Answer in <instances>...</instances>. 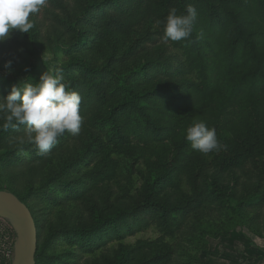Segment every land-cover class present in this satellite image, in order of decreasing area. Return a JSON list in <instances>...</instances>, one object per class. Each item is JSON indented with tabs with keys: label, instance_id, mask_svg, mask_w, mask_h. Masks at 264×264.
<instances>
[{
	"label": "trees",
	"instance_id": "16d2710c",
	"mask_svg": "<svg viewBox=\"0 0 264 264\" xmlns=\"http://www.w3.org/2000/svg\"><path fill=\"white\" fill-rule=\"evenodd\" d=\"M73 4L76 13H71ZM189 4L197 9L192 35L164 42V25L156 22L165 21L173 8L186 14ZM34 17L53 33L59 32L56 49L64 58L50 72L63 75L69 90L82 98L80 134L73 137L66 132L59 140L76 138L88 144L83 155H74L66 166L73 172L86 154L94 155L89 162L93 166L77 173L83 183L67 177L68 170L63 179L49 181L56 183L64 201L76 202L115 184L123 161L132 168L143 165L134 196L127 192L117 205L106 208L90 203L88 223L53 237L62 235L75 248L71 256L93 255L116 241L117 250L103 264H170L173 254L167 240L183 232L188 216L218 209L228 211L231 222L239 223L242 210L249 209L261 220L264 192L245 195L232 205L233 193L218 179L243 172L248 179L258 177L264 183V0H71L70 4L48 0ZM147 22L145 39L153 46L130 47L120 58L110 56L100 66L80 56L92 42H98V50L109 37H123ZM42 74H28L21 86L39 82ZM12 86L9 81L2 84L0 96L6 97ZM199 121L216 130L224 147L207 154L191 147L186 130ZM2 125L1 167L17 169L22 160L12 144L26 126L4 130ZM29 150L23 166L38 173L47 155L38 154L35 147ZM208 173L213 176L208 178ZM0 190L13 193L29 208L39 241L35 211L28 206L33 191L22 198ZM39 200L32 203L35 208ZM151 225L156 226V238L122 243ZM6 232L12 249L9 225ZM39 258L37 251L36 264ZM0 264L10 260L3 258Z\"/></svg>",
	"mask_w": 264,
	"mask_h": 264
},
{
	"label": "rangeland",
	"instance_id": "374dc122",
	"mask_svg": "<svg viewBox=\"0 0 264 264\" xmlns=\"http://www.w3.org/2000/svg\"><path fill=\"white\" fill-rule=\"evenodd\" d=\"M70 4L71 0H66ZM77 6H71L72 12L76 13ZM34 27L29 33H20L14 30L10 38L0 43V86L6 81L14 85L20 84L28 74L45 73L53 69L63 60L64 54L57 51V35L59 32H52L46 23L31 17ZM148 22L144 28L133 30L132 33L109 37L100 49H96L98 42H92L88 49L81 53L96 66L104 65L110 56L121 54L130 47L145 48L153 46L155 43L145 39ZM50 35V36H48ZM52 35V36H51ZM62 42V41H61ZM145 45V46H144ZM167 51H169L167 49ZM127 60H121V64ZM11 60V74H6L4 64ZM25 68L28 71H25ZM5 113H0V124L5 122ZM47 154L46 162L39 166L38 173L33 172L29 167H24L30 158V150L34 145L27 141L26 130L17 133L12 149L22 162L17 169H2L0 164V189H8L15 192L19 197H27L33 191V198L28 206L35 211L34 216L39 231L38 253L39 264H103L105 257H111L118 248V242L107 243L99 252L93 255L82 256L77 254L73 257L75 248L69 246L61 235L53 239L56 235L63 233L64 229H70L77 224L89 222V206L94 204L97 208H106L117 205L125 193L134 196L140 186L139 171L143 170V165L138 164L132 168V164L123 161L121 163V176L115 184L102 188L99 192L73 202L64 201L65 196L58 192L56 183L49 181L63 179L62 173L68 170L67 177L71 180H84L77 176L79 170L83 172L88 167L90 159L94 157L92 153L86 154L80 160V166L76 165L75 171L71 172L67 164L74 160V155H83L85 143H79L76 138H70L60 142ZM255 170V169H254ZM208 178L213 173H208ZM249 175L243 172L224 175L218 179V183L229 189L234 198L231 204L245 195L264 192V183L261 179L254 177L248 179ZM38 189V190H37ZM39 200L38 207H34L33 202ZM64 201L56 203L53 201ZM90 201L87 203V201ZM91 203V204H90ZM125 205L124 203H120ZM119 206V205H118ZM34 207V208H33ZM249 210V209H248ZM247 209L242 210V219L239 223L231 222L228 211L219 212L212 209L210 212L187 217V224L183 232L174 238L168 239L167 243L172 249V262L170 264H264V209H260L261 220H256L253 212ZM7 224L0 220V260H10L12 249L11 240L7 236ZM158 236L155 225L143 228L139 232L128 235L122 242L124 245L133 244L138 239H154ZM13 242V241H12ZM218 254H215L216 251Z\"/></svg>",
	"mask_w": 264,
	"mask_h": 264
},
{
	"label": "clouds",
	"instance_id": "9594fccd",
	"mask_svg": "<svg viewBox=\"0 0 264 264\" xmlns=\"http://www.w3.org/2000/svg\"><path fill=\"white\" fill-rule=\"evenodd\" d=\"M47 4L48 0H0V43L8 40L14 30L29 33L34 27L31 17ZM196 19L197 9L189 4L186 14H177L173 8L165 21L156 23L164 25V42H179L192 35ZM11 66V60L4 64L6 74H11ZM81 100L79 93L69 90L63 75L48 70L39 82L14 85L6 97L0 96V113L6 114L2 127L7 130L25 125L28 143L34 145L38 154H50L66 132L73 137L80 134L84 123ZM186 139L194 150L203 154L224 147L218 141L216 130L203 121L187 128Z\"/></svg>",
	"mask_w": 264,
	"mask_h": 264
},
{
	"label": "water",
	"instance_id": "95a60500",
	"mask_svg": "<svg viewBox=\"0 0 264 264\" xmlns=\"http://www.w3.org/2000/svg\"><path fill=\"white\" fill-rule=\"evenodd\" d=\"M0 220L13 231L10 264H36L37 229L29 208L13 193L0 190Z\"/></svg>",
	"mask_w": 264,
	"mask_h": 264
},
{
	"label": "built area",
	"instance_id": "2783aa9c",
	"mask_svg": "<svg viewBox=\"0 0 264 264\" xmlns=\"http://www.w3.org/2000/svg\"><path fill=\"white\" fill-rule=\"evenodd\" d=\"M11 260V259H10Z\"/></svg>",
	"mask_w": 264,
	"mask_h": 264
}]
</instances>
